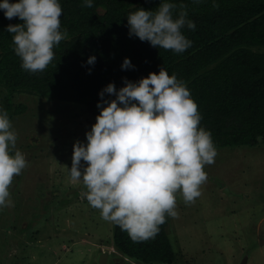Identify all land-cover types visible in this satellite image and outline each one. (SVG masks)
I'll list each match as a JSON object with an SVG mask.
<instances>
[{"label": "trees", "instance_id": "16d2710c", "mask_svg": "<svg viewBox=\"0 0 264 264\" xmlns=\"http://www.w3.org/2000/svg\"><path fill=\"white\" fill-rule=\"evenodd\" d=\"M257 46L264 0H0L4 119L26 109L13 104L21 93L85 106L118 151L254 145L264 140ZM110 174L116 248L172 264L158 173L117 159Z\"/></svg>", "mask_w": 264, "mask_h": 264}, {"label": "rangeland", "instance_id": "374dc122", "mask_svg": "<svg viewBox=\"0 0 264 264\" xmlns=\"http://www.w3.org/2000/svg\"><path fill=\"white\" fill-rule=\"evenodd\" d=\"M3 100L0 264H142L113 241L117 159L158 173L172 264H264L262 138L233 148L118 151L81 104L16 94L13 104L26 109L8 125Z\"/></svg>", "mask_w": 264, "mask_h": 264}, {"label": "water", "instance_id": "95a60500", "mask_svg": "<svg viewBox=\"0 0 264 264\" xmlns=\"http://www.w3.org/2000/svg\"><path fill=\"white\" fill-rule=\"evenodd\" d=\"M260 139L262 138V136L259 137Z\"/></svg>", "mask_w": 264, "mask_h": 264}]
</instances>
